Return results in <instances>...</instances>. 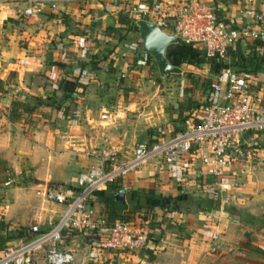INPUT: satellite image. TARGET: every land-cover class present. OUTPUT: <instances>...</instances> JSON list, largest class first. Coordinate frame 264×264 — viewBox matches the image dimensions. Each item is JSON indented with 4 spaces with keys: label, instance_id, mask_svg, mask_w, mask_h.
Wrapping results in <instances>:
<instances>
[{
    "label": "crops",
    "instance_id": "0c3cea01",
    "mask_svg": "<svg viewBox=\"0 0 264 264\" xmlns=\"http://www.w3.org/2000/svg\"><path fill=\"white\" fill-rule=\"evenodd\" d=\"M122 1L150 4L154 0H73L66 8L35 17L21 14L27 0L0 1V160L8 164L11 182L20 183L30 172L37 189L73 186L78 174L98 164L73 150L98 148L118 154L132 151L139 142L151 145L158 137L180 131L183 118L196 108L182 95L176 104L157 109V89L153 92L147 74L149 68L156 69L155 63L142 52L133 22L109 9ZM160 1L175 4L178 0ZM196 1L216 18L239 27L249 26L253 14L264 17V0ZM239 48L242 54L243 46ZM230 50L229 67L237 58ZM178 69L180 77L194 74L190 65ZM65 84H72L73 90ZM252 94L264 103V83ZM23 98L53 99L61 108L37 107L25 120L9 122V106L22 103ZM102 113L107 114V122L99 120ZM201 170L197 160L185 171L177 162L173 172L152 160L113 181L115 192L124 191L122 216L132 210L127 203L131 193L140 202L146 194L174 202V208H154L145 216L148 234L143 250L106 252L90 243L79 246L75 238L63 240L61 248L75 264H264V163L252 164L233 192L235 200L221 215L207 189L211 178L203 177ZM89 203L106 217L95 199ZM22 206L18 199L6 206L0 216V236L20 226L27 230ZM61 210L56 206V212ZM128 216L134 220L141 214ZM48 217L35 213L29 220L45 230L53 223L47 222ZM214 234L216 251L212 252ZM8 243L5 240L4 245Z\"/></svg>",
    "mask_w": 264,
    "mask_h": 264
},
{
    "label": "built area",
    "instance_id": "2783aa9c",
    "mask_svg": "<svg viewBox=\"0 0 264 264\" xmlns=\"http://www.w3.org/2000/svg\"><path fill=\"white\" fill-rule=\"evenodd\" d=\"M27 1L21 12L24 17L58 11L73 2ZM109 9L129 18L135 26L138 21L151 23L177 42L196 48L205 59L222 62L225 67L212 76L208 95L183 118L181 130L173 136L158 137L151 145L136 143L130 158L123 161L118 160L113 150H73L98 164L81 172L73 186L45 185L35 191L42 202L60 206L61 213L49 228L41 230L34 224L25 230L27 238L6 244L0 250V264H75L73 256L61 248L67 233L89 237L96 250L119 253L143 250L147 244L149 212L141 211V216L129 222H108L94 211L89 200L94 192L104 190L107 183L147 161L161 162L173 172L177 162L185 171L197 160L201 175L211 178L207 189L219 215L235 200L233 192L252 164L264 163V103L257 102L252 94L264 83V76L251 77L224 62L227 51L236 45L264 44L263 16L253 14L249 26L239 27L216 18L211 9L196 0H178L175 4L160 0L150 4L122 1ZM99 120L107 122V114L102 113ZM216 236H212V252L216 251Z\"/></svg>",
    "mask_w": 264,
    "mask_h": 264
},
{
    "label": "rangeland",
    "instance_id": "374dc122",
    "mask_svg": "<svg viewBox=\"0 0 264 264\" xmlns=\"http://www.w3.org/2000/svg\"><path fill=\"white\" fill-rule=\"evenodd\" d=\"M250 50V46H244L242 49L243 53L240 54L238 58H235L232 63H230V68L247 74L251 77L264 76V65L262 63L260 64V62L256 58V55ZM224 62L226 63L227 61ZM177 67L181 68V64H178ZM212 69L213 68H210L206 64H201L197 67H194V74L191 75L183 74L180 77L178 74H168L164 77L160 75V77L158 78L155 71L156 69L154 67L149 68L147 74L150 77L151 82L153 83V92H155V90L157 89V91L155 92V99H157V101L155 100V103L157 104V109L165 106H170L169 102H173L176 104L177 99L182 98V95H184L185 100H188L189 102H191V104H197V102H201L209 93L210 80L215 74L211 71ZM21 104L33 106L35 102L33 98H23V102ZM130 155L131 150L125 149L124 151H121V153L117 154V158L118 160L123 161L130 158ZM6 168L7 172L0 174V178H2L3 176H10L11 170L9 167ZM26 172H28L27 168ZM25 176L26 177L24 178V180H22L20 183L11 182V180L14 179L13 176L5 182H0V216L1 213L5 211L6 206L14 205L18 199L20 203H23V206L21 208L23 210V216H25V218L23 219L24 224H26L24 226L25 228L32 226V220H29V218H32L35 213L46 214L47 216H49L46 220H48L47 222L50 223L57 220L56 218H58L57 216H59V213L55 211L56 206L50 203L42 202L40 199H38L35 195V191L38 187L31 182L32 177L30 172L26 173ZM6 183L8 184L4 186V184ZM15 211L16 209L14 210V213ZM20 230L21 226L18 227V229L14 232L5 233L4 237L1 235L0 250L5 247V240H7L8 242H15L18 238L15 236H17L19 232L21 233ZM21 238H27V233H23ZM72 238H75L74 240L79 246L89 245L90 243L87 241L88 238L86 239V237H81L80 234L76 233L65 234L64 243L69 242Z\"/></svg>",
    "mask_w": 264,
    "mask_h": 264
},
{
    "label": "trees",
    "instance_id": "16d2710c",
    "mask_svg": "<svg viewBox=\"0 0 264 264\" xmlns=\"http://www.w3.org/2000/svg\"><path fill=\"white\" fill-rule=\"evenodd\" d=\"M133 30L137 31V27L133 26ZM251 47V52L256 55V58L264 65V44H261L259 42H254L251 45H248ZM237 53V58L240 55V48L239 45H236L233 49ZM228 55L233 54L231 50L227 51ZM165 57L167 61L169 62V59L172 57L173 62L169 63L172 66L177 67L178 64H186L193 67H197L201 64H206L210 68H213L211 71L213 73H217L220 69L225 67V65L222 62H214L211 59H205L204 56H202L201 52L194 49L191 46H186L184 44H181L177 42L176 45H171L166 48L165 51ZM65 86H71L69 91L73 90L74 87H72V84H65ZM35 104L33 106L28 105H22L20 102L14 101L11 103L6 118L9 122L18 123L23 120H25L26 117L34 113V110L37 107L45 106V107H57L60 109L61 107L58 106L57 103L53 99H44L41 100L39 98H33ZM62 111L65 115V109L62 107ZM6 163L2 160H0V174H3L7 172ZM12 177V174L10 172V176H3L0 178V182H5L6 180L10 179ZM115 192V186L113 181L110 183H107L105 185V189L102 191L94 192L92 195V198L95 199L99 204H101L104 209L106 210V219L108 222H113L115 220H122L124 222L132 221V218L128 216V214H135L136 212L141 211H147L150 213L154 208L159 209H168L169 206H173L174 208V202L171 199L168 198H159L157 196H154L152 194H146L142 197L141 200L135 199L133 197L134 193H131L128 196V204L132 205V210L130 212H126V215L122 216L123 211L126 209L125 204H117L113 201L112 194ZM132 196V198H131ZM21 233H25V229L20 230ZM20 232L17 234L18 238L22 237V234Z\"/></svg>",
    "mask_w": 264,
    "mask_h": 264
},
{
    "label": "water",
    "instance_id": "95a60500",
    "mask_svg": "<svg viewBox=\"0 0 264 264\" xmlns=\"http://www.w3.org/2000/svg\"><path fill=\"white\" fill-rule=\"evenodd\" d=\"M136 27L142 44L141 50L154 61L157 72L162 76L179 74V69L170 65L165 57L166 48L177 44L176 38L162 33L156 26L144 21H138ZM112 198L115 203L122 204L124 191L118 190L112 194Z\"/></svg>",
    "mask_w": 264,
    "mask_h": 264
}]
</instances>
